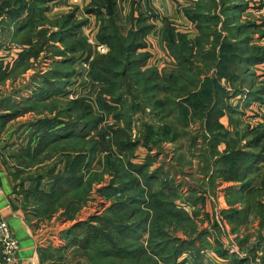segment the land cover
<instances>
[{"label": "trees", "instance_id": "obj_1", "mask_svg": "<svg viewBox=\"0 0 264 264\" xmlns=\"http://www.w3.org/2000/svg\"><path fill=\"white\" fill-rule=\"evenodd\" d=\"M49 1L0 0V27H12L11 40L24 45L11 64L0 61V81L15 77L27 69L30 58H36L42 50L50 49L52 55L62 57L61 61H53L48 70L34 77L32 89L36 98L24 100L26 104L21 107L22 111L0 114L2 123L20 112L35 110L36 105L46 106L34 99L45 102L47 97H51L54 102L63 101L66 85L75 72L72 68L74 58L83 56L87 60L92 54L91 45L81 35V27L87 18L78 19L76 15L79 12L93 15L101 23L97 39L109 46L107 54H96L90 61L91 76L104 83L97 98L100 109L114 111L115 106L106 101L103 93L114 94L120 77H132L137 85L142 86L141 93L148 99V95H153L155 90L163 91L167 97L157 98L153 106L168 105L169 111L174 114L178 110L181 126H186L188 116L189 119L192 115L199 117L208 130V144L212 148L211 155L208 154L205 161L206 167L212 170L211 180L221 178L238 183V186L227 187L226 199L231 207L222 211L224 217L239 224L252 213L259 218V231L263 229L264 131L251 128L243 132L240 138L244 139L245 146L239 147V139L226 138L228 131L219 119L226 112L230 115L241 113L238 110L240 106L230 102L232 97L245 95L241 107L249 106L254 101H264V78H261L264 74L251 70L252 67L264 64V44L259 43L262 40L260 38L264 37V18L240 22L241 15L251 5L256 4L263 10L264 0L257 3L251 0H194L192 5L182 6L183 15L190 22H195L198 34L191 41L186 34L175 31L170 23L166 24L162 45L166 56L175 64L168 75L159 72L154 65L143 68L151 56L149 51L142 50L150 46L144 39L154 26L151 19L156 17L151 11L142 13L139 11L141 8L135 12V7H140L144 1L147 11L151 0H131V18L137 24L127 36H122L117 26L119 0H90L82 9L74 6L53 19L45 15ZM218 22L220 28L216 27ZM253 36L258 40L253 41ZM57 42L62 45L61 49ZM195 48L197 55L193 53ZM202 56L204 61L207 60L206 65L197 69L194 59H202ZM206 66H213L214 72L206 74ZM223 79L229 85H233L237 79L241 84L239 87L231 86L228 91L221 83ZM110 98L118 103L123 101L121 92ZM133 104L137 105L136 100ZM229 118L233 119L231 116ZM100 121L101 117L94 115L91 105L82 99L64 100L52 118L36 120L34 131L40 132L39 140L35 145L28 143L24 149L27 155L33 153L36 156L45 148L55 147L64 140L67 144L73 143L76 147L80 144L81 147L80 151L76 148L64 151L62 169L48 172L52 177L49 191L40 186L42 175L36 176V184L32 188L22 190L26 199L24 208L30 206L33 215L37 217L48 215L49 211L58 207L54 204L57 198L63 197L64 201L59 207L63 206V215L71 218L78 203L84 200L82 195L91 186L93 177L87 181L83 178L96 151L108 150L105 169L111 172L113 178L100 192L106 197L117 192L127 194L113 201L104 214L92 215L62 231L61 237L65 239L66 245L75 246V252L85 256L80 257L79 261L85 258L90 264H184L189 261L181 258L184 253L192 254L196 258L195 263L201 260L200 248L204 245L206 233L195 230L191 217L174 204L171 197L176 196V190L168 176L161 169L148 171L153 160L149 156L144 164L131 163L128 157L138 141L124 138L123 130L120 132L122 136L115 143L118 153L110 152L111 147L103 141V133L97 131ZM173 126V123L172 128L166 126L164 133L156 136L153 127L147 125L144 145H148L152 137H157L154 143L174 140ZM92 131L99 140H92L89 146H85L86 137ZM221 143L226 144L223 150L218 149ZM119 153L123 156L119 157ZM35 159L30 157L31 161ZM256 179H259V184H255ZM130 189L137 193L128 194ZM237 202L243 205L234 206ZM172 221L188 222L187 226L191 229L185 232L186 236L192 238L198 233L197 237L183 239L170 235L166 228ZM251 251L254 253L255 248ZM219 254L224 261L222 264H245L248 261L246 257L229 254L227 250ZM262 254L259 264H264V252ZM40 258L43 260V256Z\"/></svg>", "mask_w": 264, "mask_h": 264}, {"label": "rangeland", "instance_id": "obj_2", "mask_svg": "<svg viewBox=\"0 0 264 264\" xmlns=\"http://www.w3.org/2000/svg\"><path fill=\"white\" fill-rule=\"evenodd\" d=\"M251 1L257 3L262 0ZM174 2L181 5L184 4L185 0H174ZM139 8H141L139 11L142 13L147 14L148 11H151L156 17L153 20L151 19L154 26L144 39V41L146 43L148 42L150 46H146L142 50L148 51L149 48V52L152 54L149 56L147 63L143 65V68L154 65L159 72L168 75L172 68H174L175 64L172 63L166 56L164 46L162 45V34L165 26H167L166 24L170 23L171 26L175 28V31L186 34L187 39L192 41L198 34L195 22H190L183 15L181 11L182 8L180 7L179 9L177 8L179 12L178 16L169 18L161 15L162 12L160 13L158 7L154 5L153 0L150 2V6L147 11L144 7V1L141 2L140 7L138 5L135 7V12H137ZM118 10L119 17L116 21L117 26L119 27V32L122 36H127L129 31H131V28L134 29L137 24H135V21L131 18V0H119ZM76 16L78 19L87 18L86 23H84L81 27V35L85 38L86 43L91 45L92 54L87 60L84 59L83 56L74 58L72 68L75 72L71 75L68 85H66V93L62 97L63 101L82 99L84 102L91 105L93 114L101 117L97 131H101L103 133V141L111 147L109 148L110 152L118 153L115 143L118 138L122 136L120 135V132L124 131V138H129L132 142L138 141L132 154H129L130 156L128 157L131 163L144 164L149 156L151 159L153 158V160L149 165L148 171L161 169L162 172L168 176V179L171 181L176 190V196L174 195L171 197L174 204L179 209L184 210L191 217V222L196 228L195 230L198 232L203 231L204 234L206 233L204 236V245L200 248V255L202 259L198 262L196 261L195 263L196 258L192 254H187L186 256L183 254L181 258L184 257L189 260L184 264H222L224 261L219 256V253L223 250H227L229 254L246 257L248 261H246L245 264H259L260 256H262V253L264 252V228H260L259 231V218L254 217L256 215L252 213H249L247 219L239 224H236L224 217L222 211L231 207V205H229L230 202L226 199L227 187L231 185L238 186V183L223 180L221 178L211 180L210 177L212 170L211 168L208 169L206 167L205 161L208 159V156L211 155L210 149L212 148L211 145L208 144L209 133L204 126L203 120L196 117V115L190 116V119L188 116V123L186 126H181L178 119V110L174 114V112L169 111L168 105L160 107L155 105L156 109H154L155 107L153 104L155 100L157 98L160 99L167 97V95H165V93L161 90H153L155 93L153 95H148L150 99L146 98V95L141 93L142 86H140V84L137 85L132 77H120L118 79L117 89L113 92L114 94H109L108 92L103 93L106 101L110 105H114L116 109L111 112L102 111L99 107L97 98L101 93L104 83L102 80H99L98 78L95 79L91 76L90 61L96 54H107L109 46L106 43L99 41L96 37L101 23L99 21L97 22L95 17L94 27L88 31L86 27L89 24L88 18L90 15H84L79 12ZM220 16L223 18V15ZM262 18H264V9L260 10L257 5L254 4V6L251 5V7L241 15L240 22L245 23L249 20L259 21L262 20ZM220 25V22H218L216 27L220 28ZM89 27H92V25ZM260 39H262L260 41H263L264 37ZM255 40H258V38L253 36V41ZM98 43H103L107 46L106 52L98 53L96 51L95 46ZM262 43L264 44V42ZM18 44L20 43L15 42V45ZM56 44L58 45V48H62L60 43L57 42ZM216 48L217 46L215 47V51ZM193 53L195 55L198 54L196 48L193 50ZM53 56L54 55H52L50 49H45L40 51L36 58H31V70L27 71L29 72V75L31 74V77L28 82V86L25 85L21 89V92H23L25 96H28L29 99L36 98L33 94L34 89L30 90V87H33L35 84L34 77L48 70V68L52 66L53 61L62 60V57L59 55ZM194 60L196 61L195 66L197 69H202L204 64L207 62L206 59L204 61L203 56L202 59ZM148 61L150 65H148ZM202 61L204 62L202 63ZM214 70L213 66L212 68L206 66L204 71L206 74L210 75L214 72ZM251 70H254L257 74H263L264 64L252 67ZM203 76L204 75L202 74V77ZM221 83L228 91H230L232 88L231 86L233 85L239 87L241 81L237 79L233 85H229L228 81L223 79L221 80ZM119 92L122 93L123 101L121 103L114 102L113 98H110V96H115ZM239 97L240 95L232 97L230 102L234 105L233 102H236L235 98ZM241 98L244 100L245 95L240 97V99ZM134 100H136L137 105L133 104ZM34 101L42 102L46 105L45 107L44 105H36L35 110L31 111L32 113L40 114L41 118H52L54 114H56L57 108L63 105V101L60 100L59 102H54L51 97H47L45 102L37 99H34ZM122 105L124 106L123 108ZM238 110L241 112L239 115H230V113L226 112L225 116H227L228 120L224 124L220 121V119L219 121L228 131L226 138H232L235 140L239 139L237 144L239 147H242L243 145L245 146L244 139L240 138L243 135V132H247L251 130V128L264 131V126H261L259 123H253L254 116H245V114H243V111L245 110L244 107L240 106L238 107ZM229 116L233 119L231 120ZM172 123L174 125L173 127L176 137L174 140L166 139L158 143H154L153 140L157 137H152L148 141V145H144V134L147 125H151L153 130L156 131L155 135L160 136L164 133V128L166 126L172 128ZM94 134V131H92L86 137L87 141L84 142L85 146H89L92 140H99ZM236 134H239V138ZM37 140L39 139L37 138L34 141V145ZM1 141V150L3 146V153L7 154L8 144L5 143L7 140L3 138ZM65 142L66 140L60 141L57 143L59 146L55 143V147L49 146L48 148H45L38 154L39 158L37 157L33 161L29 159L25 161V165L33 166L36 165L38 161L42 163L37 167L38 170L34 169L35 172L32 173V175L37 172H41L45 176L47 181L45 184L42 183V186L45 185L46 189L44 190L46 191H49L52 181V177L48 175V172H56V170L62 169L65 160L64 153H66L68 149L73 150L76 148L79 150L81 147L80 144L76 147L73 143L67 144ZM32 143L33 141L30 142V144ZM61 147L64 149H61ZM224 147H226V144L221 143L219 144L218 149L223 150ZM107 154L108 150L99 149L96 151V154L83 178L84 181H87L89 178L91 179L93 177L90 182L91 186L89 187L88 192L82 195V200H84L80 201V204L78 203V207L74 211L71 218H66L63 215V206L59 207L60 203L64 201L63 197L57 198V201L54 204L55 207H58L56 209L54 208L55 210L52 209L47 213L48 215L38 217L37 222L42 221L40 226H38V229L40 228V230H45L41 237L42 243L40 244H43L42 246L49 250L46 253V257H43L44 259L40 262V264H54V262H65L66 264H77L80 262L81 264H90L85 258L79 261L80 257L85 256L80 253L77 254L74 250L75 246H67L65 239L61 237V233L63 230L69 228L76 222L87 220L92 215L104 214L107 211L108 206H110L113 201H116L118 198H122L125 194H127L124 193L122 195V193L117 192L110 197H106L101 194L100 189L106 186L110 182L111 178H113L111 172H108L105 169ZM118 155L119 157L123 156L122 153H119ZM110 157L113 159L112 156ZM3 159L7 162L6 157ZM88 174L90 176H88ZM33 183L34 177H32L31 180V184ZM255 184H259V179L255 180ZM132 193L135 194L137 191L134 192L130 189L128 194ZM262 194V199L264 200V192H262ZM219 198L224 199V201L219 202ZM242 205V202L234 204L236 207H241ZM28 207L29 206H27L26 209L33 211V209ZM58 212L59 217L54 218L53 223L61 219V223L68 224V226L65 225L63 229H59L60 231H56L59 227H57L55 231L53 230L54 232H59V236L54 238V233L49 229L54 224L50 223L49 220H51V218ZM149 214L151 215V212ZM187 225H189L188 222L172 221L169 223L166 230L170 233V235L182 237L183 239H195L198 233L192 238L186 236L187 233L185 232H189L191 229H189ZM260 235H262V237H260ZM252 248H255L254 253L251 251ZM188 257H190V259Z\"/></svg>", "mask_w": 264, "mask_h": 264}, {"label": "crops", "instance_id": "obj_3", "mask_svg": "<svg viewBox=\"0 0 264 264\" xmlns=\"http://www.w3.org/2000/svg\"><path fill=\"white\" fill-rule=\"evenodd\" d=\"M89 1L90 0H51L48 2L45 15L53 19L71 10L74 6H78L82 9ZM193 1L194 0H185L184 4L181 5L175 3L174 0H153V3L158 7L160 13L162 12L161 15L171 18L173 16H178L179 12L177 8L190 6ZM88 19L89 24L86 29L89 31L94 27V16L90 15ZM91 25L92 27H89ZM11 30L12 27H0V61L4 63L9 62V64L16 59L18 52L24 48V45H15V42L11 40ZM262 42H264V40L259 43L263 44ZM149 61L148 65H150ZM28 70H31L30 66L22 72H19L15 77H7L0 81V114L13 110L22 111L21 107L26 104L24 100H29V97L21 92L23 86H28L31 77V74L29 75V72H27ZM262 73L264 74V71ZM30 88V90H33L32 86ZM4 99H7V101L4 102ZM235 100L236 102H233L234 105L238 104V106H241L242 98H235ZM244 109L245 112L243 111V114H245V116H254L253 123H259L261 126H264V101H254L250 103L249 106L244 107ZM39 118L41 117L38 113L23 111L5 123H2L0 119V141L3 138L7 140L5 143L8 144L7 148L9 152H7V154L3 153V146L2 150L0 146V216L8 222L11 233L19 240L20 248L17 264H40L42 261L40 256L45 258L47 255L46 253L49 251L45 249L46 247L42 246L43 244H40L42 243L41 237L45 232V230L38 229L42 221H38V224V217L34 216L30 209L24 208L26 199L22 193V190L30 189L36 184V176L38 175H42L41 187L46 189L45 185L42 186V183L45 184L47 181L45 176L41 172L32 175V173L35 172L34 169L38 170L37 167L42 163L37 162L34 166L25 165V161L27 159L30 160V157H32V159L39 158L38 154L36 156L33 153L27 155V153L24 152L28 143L33 141L31 145H34V141L40 136V132L34 131V123ZM227 120L228 118L225 115L220 118L223 124ZM3 156L6 157L7 162L4 161ZM32 177H34L33 184H31ZM221 198H219V202L224 201V199ZM28 208H30V206ZM56 217H59V212L49 220L50 223H53ZM61 222L62 220L59 219L49 228L54 233V238L59 236V232H54L57 227L59 228L56 231H60L59 229H63L65 225L68 226V224ZM184 254V256L187 255L186 253ZM188 258L190 259V257Z\"/></svg>", "mask_w": 264, "mask_h": 264}, {"label": "built area", "instance_id": "obj_4", "mask_svg": "<svg viewBox=\"0 0 264 264\" xmlns=\"http://www.w3.org/2000/svg\"><path fill=\"white\" fill-rule=\"evenodd\" d=\"M95 48L98 53H104L107 46L98 43ZM19 247V240L11 233L8 222L0 216V264H17Z\"/></svg>", "mask_w": 264, "mask_h": 264}]
</instances>
